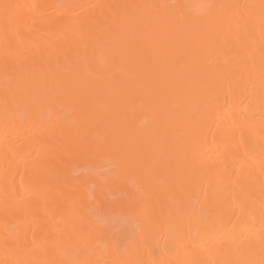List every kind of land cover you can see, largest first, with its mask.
<instances>
[{"label": "bare ground", "instance_id": "bare-ground-1", "mask_svg": "<svg viewBox=\"0 0 264 264\" xmlns=\"http://www.w3.org/2000/svg\"><path fill=\"white\" fill-rule=\"evenodd\" d=\"M0 264H264V0H0Z\"/></svg>", "mask_w": 264, "mask_h": 264}, {"label": "rangeland", "instance_id": "rangeland-1", "mask_svg": "<svg viewBox=\"0 0 264 264\" xmlns=\"http://www.w3.org/2000/svg\"><path fill=\"white\" fill-rule=\"evenodd\" d=\"M117 219V220H116ZM113 220L115 221L114 223H113ZM120 220H122V219H118V218H116V217H113V216H111L110 217V219L108 220V222L107 223H109V225L111 226V228H112V230L114 231V232H118L120 235H122V234H124V235H126L128 232H129V230H131V228H135L134 226L135 225H133L130 229L128 228L130 225L129 224H127V223H125V221L124 220H122V221H120ZM113 224V225H112ZM115 224H117V225H115ZM124 224V225H123ZM126 224V225H125ZM119 225V226H118ZM128 225V226H127ZM113 226V227H112ZM125 228H127V230L125 229Z\"/></svg>", "mask_w": 264, "mask_h": 264}]
</instances>
